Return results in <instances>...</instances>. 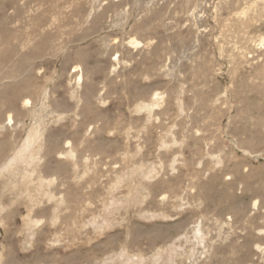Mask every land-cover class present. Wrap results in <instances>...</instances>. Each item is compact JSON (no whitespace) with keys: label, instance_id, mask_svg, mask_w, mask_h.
<instances>
[{"label":"rangeland","instance_id":"obj_1","mask_svg":"<svg viewBox=\"0 0 264 264\" xmlns=\"http://www.w3.org/2000/svg\"><path fill=\"white\" fill-rule=\"evenodd\" d=\"M0 264H264V0H0Z\"/></svg>","mask_w":264,"mask_h":264},{"label":"bare ground","instance_id":"obj_2","mask_svg":"<svg viewBox=\"0 0 264 264\" xmlns=\"http://www.w3.org/2000/svg\"><path fill=\"white\" fill-rule=\"evenodd\" d=\"M74 38H75V37H74ZM81 39H82V38H81ZM131 42H133V40H131ZM48 44H49L48 39H43V40L41 39V41L39 42V44H38V46H37V48H36V49H37V50H36L37 54H36V53H35V54L38 55V54L41 52V48L46 47ZM28 103H29V100L26 99L24 104L26 105V104H28ZM22 105H23V104H22ZM9 115H10V114H9ZM9 115L7 116V122H8V123H11V122H12V121H11L12 119H11V117H10L11 115H10V116H9ZM10 125H11V124H10ZM67 143H68V142H67ZM67 143H66V144H67ZM254 205H255V202H254Z\"/></svg>","mask_w":264,"mask_h":264}]
</instances>
